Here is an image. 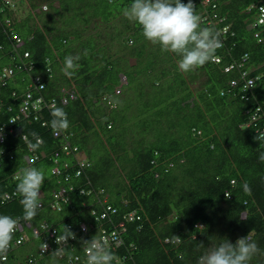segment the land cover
<instances>
[{
	"label": "trees",
	"instance_id": "1",
	"mask_svg": "<svg viewBox=\"0 0 264 264\" xmlns=\"http://www.w3.org/2000/svg\"><path fill=\"white\" fill-rule=\"evenodd\" d=\"M254 2L215 0L211 9L194 0L202 26L227 30L218 63L182 73L176 55L124 17L132 0H17L11 7L0 0V71L11 70L0 83V194L9 195L0 214L22 217L16 184L24 167L46 177L36 218L21 220L0 264H53L65 225L76 238L58 264H87L83 240L100 238L101 229L123 241L112 245L114 264H196L225 238L244 236L261 249L251 264H264V143L254 139L264 127V38L252 36L264 25L248 26ZM77 55L68 77L65 58ZM249 78L254 86H244ZM27 93L42 99L35 109L22 110ZM49 99L54 104L44 106ZM54 107L64 108L69 127L52 137ZM255 108L261 115L251 121ZM77 151L87 164L75 174ZM59 189L64 202L53 199ZM128 212L138 219L122 221ZM42 243L48 248L39 256Z\"/></svg>",
	"mask_w": 264,
	"mask_h": 264
},
{
	"label": "clouds",
	"instance_id": "2",
	"mask_svg": "<svg viewBox=\"0 0 264 264\" xmlns=\"http://www.w3.org/2000/svg\"><path fill=\"white\" fill-rule=\"evenodd\" d=\"M1 1L3 2V0ZM214 1L215 0H202V2L207 3L211 9H215V4H213ZM16 2L17 0H10L9 3L5 4L11 7L13 4H16ZM256 3H264V0H256ZM42 9L45 8L43 7ZM247 9H252L253 12H256L255 7ZM123 15L129 22L141 27L142 35L148 42L154 46H158L162 52L176 55L179 58L177 67L182 73L194 71L196 68L202 67L209 62H219V57L215 55L218 49L223 47L221 33L224 34L226 32L227 26L221 27V33L214 26H202L201 17L196 12L194 0H187V2H183V0H132V3L124 9ZM211 16L213 18L216 17L215 14ZM205 18L206 16L202 17V19ZM216 18L217 21L221 19L219 17ZM207 22H209V20ZM5 24L9 25V22L6 21ZM251 24L252 23L248 25L249 28H252ZM254 31L252 33H254ZM252 36L254 37L253 34ZM258 36L259 37H254L256 41H262L264 38L263 34L260 32ZM215 57L218 59L217 61L213 60ZM79 59V55L65 58L63 72L66 76L71 77L74 72L78 70L79 65L77 62ZM229 65L233 66L226 71L234 67L233 63L227 64L223 68L224 72H226L224 69ZM231 81L234 80H230V82ZM252 86H254V84ZM69 97H71V95H69ZM62 98H65V96L60 95V104L62 103ZM50 101L51 99L46 100L47 103ZM256 109L257 108L254 109L250 116L251 121L261 115L260 113L259 116L256 117V112L258 111ZM51 114L53 117L51 120V127L53 130L57 134L65 132L69 127V120L64 108L54 107L51 110ZM252 116H254L253 120ZM245 125L248 124L246 123ZM3 126L4 123L0 125V129ZM0 132H2V130H0ZM1 139L2 135H0V140ZM254 139L259 141V144L264 143V132L256 131ZM42 144L43 140L41 139L36 144H32L31 147L35 150ZM76 158H82L85 161L82 151H77L75 153V161ZM258 158L261 162H264V152H262ZM85 163L87 164L86 161ZM45 179V174L37 167L26 166L21 170V175L18 177V182L16 184V193L21 198L20 203L23 208V215L21 218L14 219L9 215L0 214V259H7V254L12 247L13 238L16 232L21 228V220L25 223H31L36 218L38 209L42 206L41 189ZM246 190L250 192V189ZM64 193L62 197H64ZM224 195H226V193ZM58 198L53 197V199ZM55 203L56 202L53 203V206ZM128 214H132L131 219H126ZM240 218L242 220L247 219V217L243 215ZM121 219L124 222H131L135 219L137 220L138 217L133 212H128ZM120 229L123 230L122 228ZM104 232L105 231L101 229L102 236L108 237L110 232H114V230L107 234H104ZM102 236H100V238L93 236L90 240H83L87 264H114L113 262H117L114 260L115 255L112 250V245H115L117 248L121 247L123 244L122 239L116 234L111 237L110 241L101 239ZM69 238L75 239L76 235L65 225L61 234L59 236L56 235L55 238V243L59 247L52 252L54 258L53 264H58V259L64 257ZM201 246L203 247V243H201ZM47 248V244L42 243L40 250L44 253L47 251ZM260 253L261 249L257 243L248 236L239 237L234 243L225 238L222 242L203 252L197 258L196 264H251L252 259ZM37 254L41 256L39 252H37ZM180 259H183V257H180ZM28 261L32 264L34 260L28 259Z\"/></svg>",
	"mask_w": 264,
	"mask_h": 264
},
{
	"label": "built area",
	"instance_id": "3",
	"mask_svg": "<svg viewBox=\"0 0 264 264\" xmlns=\"http://www.w3.org/2000/svg\"><path fill=\"white\" fill-rule=\"evenodd\" d=\"M5 3H9L10 2V0H3ZM250 6H252V7H255L256 8V19H255V21L254 22H252V24H251V27H257V25H264V3H256V5L255 4H251ZM262 30V29H261ZM261 31L259 30V29H256L255 31H254V33H253V35H254V37H259L258 35H259V33H260ZM263 36H264V30H263ZM15 40L16 41H18V38H15ZM23 56H27V53H23ZM214 61H217L218 59L215 57L214 59H213ZM233 65H229L228 67H226L224 70L226 71V70H228L229 68H231ZM11 74V70L10 69H2L1 71H0V83H4V81H3V79L4 78H6V77H8L9 75ZM244 75H245V73L244 72H241L240 73V77L241 78H243L244 77ZM235 82L234 81H231L230 82V84H234ZM252 85V79H246L245 80V82H244V86H247V87H250ZM38 88H41V86H38ZM30 99V96H29V93H27L26 95H25V98L23 99V101H22V104H23V106H22V110H25V109H27V107H28V104H29V107L30 108H32V109H35L36 108V106H37V104H39L40 102H42V99L40 98V97H37V98H35L34 100H32V101H30L29 100ZM64 100H65V98H62L61 99V102H64ZM48 104H50V105H52V104H54V100L53 99H51V101L49 102V103H47L46 101L44 102V106H47ZM256 110H258V108L256 109ZM254 119V116H252V120ZM259 132H264V127H262V128H260V131ZM58 134L55 132V131H53V137L54 136H57ZM36 142H38V140L36 141ZM27 148H28V150L30 151V146L29 145H27ZM65 149V148H64ZM72 151H76V149L73 147V150ZM36 158V156L35 155H33V156H31V158H29L28 159V161H32L33 159H35ZM55 161V160H54ZM75 174H78L79 173V171L81 170V168H83L85 165H86V163H85V161L81 158V159H78V158H76V161H75ZM51 172L52 173H58V169H57V167H55V166H53L52 168H51ZM63 193H64V189H59L57 192H56V194L53 196L54 198H58V197H60L61 198V200H65V198L64 197H62L63 196ZM1 196H0V200H3V199H7L8 197H9V195L7 194V193H2V194H0ZM54 205H56V203L54 204ZM109 207H107L106 209H108ZM105 214L104 213H102L101 214V217H103ZM132 218V214H128L127 216H126V219H131ZM41 227L42 228H44V229H47V231L49 230L48 229V227H46V225H41ZM48 235L49 236H52L53 235V233L52 232H50L49 231V233H48ZM113 235H115V232H110V234H109V236L107 237V236H102L101 237V239H105V240H111V237L113 236ZM16 242H18L17 240H16ZM47 244V243H46ZM48 245V244H47ZM41 247H42V245L40 246V248H39V253L41 254L42 252H41ZM1 260H4V259H1Z\"/></svg>",
	"mask_w": 264,
	"mask_h": 264
},
{
	"label": "bare ground",
	"instance_id": "4",
	"mask_svg": "<svg viewBox=\"0 0 264 264\" xmlns=\"http://www.w3.org/2000/svg\"><path fill=\"white\" fill-rule=\"evenodd\" d=\"M252 4H255L256 5V2H254V3H252ZM250 7H252V6H250ZM252 8H254V7H252ZM256 19V12H255V14H254V20ZM15 69V68H14ZM243 70V69H242ZM12 71H14V70H12Z\"/></svg>",
	"mask_w": 264,
	"mask_h": 264
}]
</instances>
